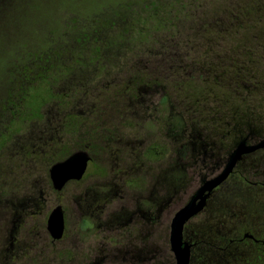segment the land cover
I'll use <instances>...</instances> for the list:
<instances>
[{
	"label": "rangeland",
	"instance_id": "374dc122",
	"mask_svg": "<svg viewBox=\"0 0 264 264\" xmlns=\"http://www.w3.org/2000/svg\"><path fill=\"white\" fill-rule=\"evenodd\" d=\"M227 5L232 6L230 0H0V210L29 197L39 200L38 209L32 207L39 220L57 204L78 217L85 214L87 204L81 199L87 187L93 189L90 194L108 192L114 182L129 197L140 193L138 199L146 208L153 180L165 179L171 187L173 178L184 177L180 169L185 161L177 152L189 130L204 123L188 120L189 110L197 107L199 83H177L190 67L200 66L210 41L221 40L220 47H207L213 52L240 42L234 37L210 39L215 32L203 23L202 18ZM152 10L154 20L149 19ZM138 31L144 35L138 36ZM45 58L47 62H38ZM37 75L39 80L34 79ZM260 102L264 114V99ZM4 103L40 109V115L25 129L21 119L12 123L9 111L1 110ZM17 116L22 117L20 112ZM180 125L185 137L176 141L172 135ZM19 128L25 133L18 134ZM86 146L92 160L85 179L56 193L50 187V166ZM256 158L257 168L241 169L214 200L223 199L234 211L242 209L248 218L264 219V190L245 185L264 182V156ZM187 176L160 218V236L198 186L194 170L190 168ZM118 198L107 197L102 211L113 209ZM131 201L134 207L136 199ZM201 218L202 214L191 222ZM86 225L79 224L78 241L85 248L74 261L93 257L103 236L98 227L82 229ZM164 242L160 237L161 246ZM38 251L31 250L32 264L60 262Z\"/></svg>",
	"mask_w": 264,
	"mask_h": 264
},
{
	"label": "flooded vegetation",
	"instance_id": "af4514ba",
	"mask_svg": "<svg viewBox=\"0 0 264 264\" xmlns=\"http://www.w3.org/2000/svg\"><path fill=\"white\" fill-rule=\"evenodd\" d=\"M46 60L48 61L47 58L40 61L47 62ZM1 110L9 111L13 123L15 120L21 119V117L17 116L19 112L22 117L24 116L23 112L26 108L18 103H12L11 105L4 103ZM29 116V125L33 126L36 120L32 118L30 113ZM25 118L21 119V123L26 124L28 122L26 116ZM31 119L33 120L32 122ZM25 129H28V126H25ZM202 130L193 129L187 135V140L182 143V149L177 152L178 158L185 161L186 166L183 165L180 169L185 172L184 177L173 178L174 183H171V187L164 183L165 179L160 181L153 180L152 196L148 200L150 203L146 208H143L144 202L138 199L140 193L136 194L137 196L129 197L130 193L124 192L122 189L119 190V184L115 182L112 183L114 188H109L108 192L103 190L104 192L94 191L90 194L93 189L87 187L86 191L88 192L84 194L86 198L83 199L82 197L81 199L82 202L87 204L86 206L84 205L86 208L84 215L71 216L61 204H57L61 206L63 213V231L60 237L54 238L47 229L48 216L39 220L36 214L37 211L32 210V207L38 209V198H23V200H18L19 202L12 204L10 207L3 205L4 208L6 206L7 208L4 211L0 210V264L9 262L13 264H32L34 261L32 260V249L39 250L38 254H53L55 260L60 261L58 264L69 262V264H175L170 245L166 246L167 242L169 244L170 223L167 226L168 229L165 230L164 236H160L157 229L160 218L165 214L167 206L176 199L178 188L187 181V171L191 168L199 176L196 190L202 181L213 177L224 167L229 153L241 139L246 138L248 144H254L264 139V134L259 129L257 131L249 129L241 138L238 136V129H234L231 137H225L221 133L222 129L219 125L214 130L215 135L213 136H209L206 134L207 131ZM24 131L19 128L16 132L22 135L25 133ZM196 131L199 133L195 134ZM184 137L185 135L183 134L172 135V138L176 141L182 140ZM76 151H84L88 154L89 160L86 169L80 179H69L63 188L58 191L53 188L50 180V187L58 194L70 184H78L86 177L89 163L92 160L87 146L70 152L59 161L64 160ZM257 154L264 156V147L244 154L226 180L211 192L202 211L184 225L183 240L190 245L189 264H207L205 244L208 242L216 246V264H247L245 259L249 257L248 259L252 260L255 256L264 259V221L259 219V217L247 219L243 216V212L240 209L236 212L233 211L232 215H218L217 217H220L216 224L218 229L215 233L209 230V233L206 234L204 231L195 233V226L191 224V220L202 214L210 204L215 206V203L219 202V205H224L223 199L214 200L215 192L226 185H230L228 183L229 179L236 176V174L240 175L241 169L257 168ZM175 167L176 165L172 166V168ZM120 173L123 172L121 171ZM248 183L252 184V186H257L256 189L258 190H264L263 181H248ZM162 186L163 188H161ZM194 191L189 195L188 200ZM120 192L121 194H119ZM109 196L119 197L118 204L104 213L102 210L107 205V197ZM131 199H136L134 207H130L133 202ZM188 200L182 203L177 210ZM98 201L104 203L95 205L94 203ZM100 212L103 215L99 214ZM204 217L202 215V218ZM210 218H213L212 215H210ZM204 219L207 220V218ZM84 222L87 225L82 227V229L92 231L98 227L101 229L103 236L99 241L97 240L99 245H96L98 249L93 254V257L87 261H74L75 255L84 253L85 246L81 248L78 241L79 224H84ZM160 237H164L166 245L165 242L162 246L160 245ZM54 246L59 247L60 250L53 248ZM34 253L36 254V252ZM63 254L70 255L73 258L64 257Z\"/></svg>",
	"mask_w": 264,
	"mask_h": 264
},
{
	"label": "trees",
	"instance_id": "16d2710c",
	"mask_svg": "<svg viewBox=\"0 0 264 264\" xmlns=\"http://www.w3.org/2000/svg\"><path fill=\"white\" fill-rule=\"evenodd\" d=\"M230 2L232 6L227 5V8H222L211 15L208 14L202 19L205 28H208L207 30L212 34L215 32V35L210 39L234 37L240 42L230 50L213 52L207 47L214 44L220 47L221 40L216 43L210 41L202 54V60L199 61L200 66L190 67L191 73L186 71L183 79L177 84L181 86L183 83L190 82L193 85L196 83L200 85L194 103L197 107H192L188 115V120L195 119L197 122L204 123L198 130L203 129L207 131L206 134L213 136L215 135L214 130L219 125L222 129L221 133L225 137H231L234 129H238V136L241 138L249 129L255 131L259 129L264 134V114L259 110L262 106L260 101L264 99V0H230ZM236 7L242 8L237 10ZM233 8L236 10L234 11ZM155 15L156 11L152 10L149 19L154 20ZM141 24L145 26L146 20H143ZM216 28L218 30H215ZM244 30L245 32H243ZM141 35H144V32L138 31V36ZM37 73H41L40 70ZM190 74L191 76H189ZM34 79L39 80V75L34 76ZM30 89L37 90L34 87ZM24 95L25 98L28 97V93H24ZM39 111L37 108L26 109L21 119H26V116L28 121L30 113L36 120L40 115ZM189 123L192 127L196 125L195 122ZM27 124H30L29 121L24 124V128ZM180 127L181 130L175 131L173 135H185L187 122L185 128L182 125ZM192 130H189L187 135ZM198 133V131L195 132V134ZM247 184L250 183L247 182L245 185ZM225 188L217 190L215 194ZM218 203L216 202L215 206L210 204L202 213L207 220L202 218L199 223H191L194 224L192 226H195V233L204 231L206 234L209 233V230L215 233L218 229L216 228L217 220L220 219L217 216L233 214L234 210L229 209L228 205H225L227 203L223 202L224 205ZM241 211L243 212L242 209ZM210 215L213 218H210ZM259 219L264 221L260 217ZM205 247L207 249V264H216V246L208 242ZM248 258L245 259L247 264H264V259L257 256L252 260Z\"/></svg>",
	"mask_w": 264,
	"mask_h": 264
},
{
	"label": "water",
	"instance_id": "95a60500",
	"mask_svg": "<svg viewBox=\"0 0 264 264\" xmlns=\"http://www.w3.org/2000/svg\"><path fill=\"white\" fill-rule=\"evenodd\" d=\"M263 147L264 139L254 144H248L246 138L241 139L229 153L224 167L213 177L202 181L191 198L174 213L170 222L169 245L175 258V264H189L190 245L183 240L184 225L202 211L211 192L226 180L244 154ZM88 160L89 156L86 152L76 151L64 160L53 163L49 168V178L53 188L58 191L69 179H80ZM47 229L54 238H58L62 234L63 213L60 205L50 211Z\"/></svg>",
	"mask_w": 264,
	"mask_h": 264
}]
</instances>
